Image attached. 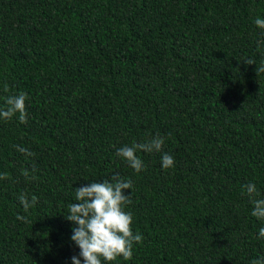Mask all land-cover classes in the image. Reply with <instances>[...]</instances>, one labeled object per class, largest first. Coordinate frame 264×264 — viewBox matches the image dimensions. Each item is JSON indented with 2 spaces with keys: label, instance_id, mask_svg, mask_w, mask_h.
<instances>
[{
  "label": "trees",
  "instance_id": "16d2710c",
  "mask_svg": "<svg viewBox=\"0 0 264 264\" xmlns=\"http://www.w3.org/2000/svg\"><path fill=\"white\" fill-rule=\"evenodd\" d=\"M257 17L264 0H0V108L28 96L27 123L0 119V264H72L75 189L114 175L133 183L126 211L143 241L111 264L264 257L242 188L264 198ZM156 134L160 152H137L143 171L117 155ZM22 193L37 197L28 212Z\"/></svg>",
  "mask_w": 264,
  "mask_h": 264
},
{
  "label": "clouds",
  "instance_id": "9594fccd",
  "mask_svg": "<svg viewBox=\"0 0 264 264\" xmlns=\"http://www.w3.org/2000/svg\"><path fill=\"white\" fill-rule=\"evenodd\" d=\"M254 23L257 28L264 30V18L257 17ZM244 63L251 65L255 64V61L247 59ZM257 71L264 72V63L256 68ZM3 90L9 91L7 84L4 85ZM27 100L28 96L23 92L7 96L6 108H0V119L10 121L18 114L19 122L27 123ZM164 143V137L156 134L146 143H133L131 146L120 147L117 149V155L139 173L145 169V164L137 152H160ZM14 147L27 156L34 155L26 148ZM174 164V158L164 153L161 158L162 168L169 169ZM22 174L27 177L28 171L24 170ZM7 176V173H2L0 179H5ZM132 187L133 183L130 179L114 175L111 180L86 183L75 189L76 202L68 206V215L65 216L75 225L70 239L79 249V255L71 257L72 264H81V258L83 264H111L119 257H123L124 260H130L133 257L134 245L142 243L143 236L139 232L132 231L130 225L133 216L131 212L126 211V206L132 201L130 194H125V190H130ZM242 188L251 198L253 204L251 215L264 220V198H256L260 196L256 185L248 183ZM18 199L25 212L37 203L35 195L29 200L27 195L22 193ZM16 219L26 221L25 216L17 215ZM262 237H264V227L259 229L257 238ZM251 264H264V257L253 260Z\"/></svg>",
  "mask_w": 264,
  "mask_h": 264
}]
</instances>
